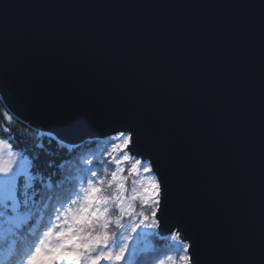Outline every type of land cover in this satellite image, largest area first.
<instances>
[{"label": "snow or ice", "instance_id": "6c2138e0", "mask_svg": "<svg viewBox=\"0 0 264 264\" xmlns=\"http://www.w3.org/2000/svg\"><path fill=\"white\" fill-rule=\"evenodd\" d=\"M27 6L258 8V87L247 55L253 21L243 12L210 27L72 16L34 24L10 53L14 5H0V85L23 82L69 123L93 116L111 129L78 141L46 130L48 152L45 136L30 152L21 146L28 133L14 143L10 124L0 131V264H129L131 256L137 264H264V0ZM42 52L90 66L85 85L67 92L38 60ZM41 153L50 157L47 171ZM212 168L222 170L215 180ZM257 169L258 228L243 220L242 207ZM165 226L166 259L155 247H136L141 236L161 238Z\"/></svg>", "mask_w": 264, "mask_h": 264}, {"label": "water", "instance_id": "95a60500", "mask_svg": "<svg viewBox=\"0 0 264 264\" xmlns=\"http://www.w3.org/2000/svg\"><path fill=\"white\" fill-rule=\"evenodd\" d=\"M231 0H0V5L9 3L14 5L7 10V25L9 28V51L12 53L21 45V37L26 30L34 24L48 25L64 23L76 16L77 19L97 18L119 24L135 23L140 25H166L182 26L197 25L210 27L213 22L217 24L230 16L240 12L246 14L253 21V29L248 37L247 55L254 61L255 78L253 83L258 87L259 63V9H161V8H125V9H52L33 8L30 4H73V3H103V4H201V3H227ZM259 4L260 0H247ZM20 34V35H19ZM2 48V42H0ZM38 60L49 62L51 70L60 74L67 92L81 88L89 78L90 66L76 63L70 54L58 53L49 60L45 53L38 54ZM0 101L6 110L19 121L25 123L33 130L46 133L51 130L66 140H87L89 136L101 137L109 134L111 129L96 122L95 117L73 123L63 117L55 106L42 100L25 86L17 82L15 87L0 85ZM222 175V170L212 168L210 178L215 180ZM243 220L258 228L260 222V192L258 169L252 177V188L245 197L242 205ZM168 231L167 226L161 229L162 236Z\"/></svg>", "mask_w": 264, "mask_h": 264}, {"label": "trees", "instance_id": "16d2710c", "mask_svg": "<svg viewBox=\"0 0 264 264\" xmlns=\"http://www.w3.org/2000/svg\"><path fill=\"white\" fill-rule=\"evenodd\" d=\"M6 124L11 125L12 134L15 136V139L13 140L14 143L21 142L20 137L16 135L17 133L19 134L28 133V136L23 140V143L21 146L24 148H27L30 152H35L37 151V149L34 148L33 145L38 143V140L35 138L40 137V136H45L44 151L45 152L49 151V145L46 139L47 134L33 130L25 123L16 119L6 110L3 103L0 101V131H2L5 128ZM50 147H51V151L55 153L56 158L59 159L62 154L56 153V145L52 144ZM100 147L101 148L110 147V145H107L105 142H101ZM49 159L50 157L48 155H45L44 153L40 154V160L38 161V164L42 170L47 171V165H48ZM129 188H131V178L129 180ZM137 211H139V209H137ZM8 243L10 244L11 241L9 240ZM6 247L7 245H5V248H0V258L3 256V253ZM136 247L138 249L155 247L157 249V254H159L160 256V259H166V256L163 255V253L167 251L163 238L158 239L156 237H151V236L145 238L144 236H141L137 239ZM128 259H129V264H137L139 257L131 256V257H128Z\"/></svg>", "mask_w": 264, "mask_h": 264}, {"label": "rangeland", "instance_id": "374dc122", "mask_svg": "<svg viewBox=\"0 0 264 264\" xmlns=\"http://www.w3.org/2000/svg\"><path fill=\"white\" fill-rule=\"evenodd\" d=\"M2 258H3V256L0 259H2Z\"/></svg>", "mask_w": 264, "mask_h": 264}]
</instances>
